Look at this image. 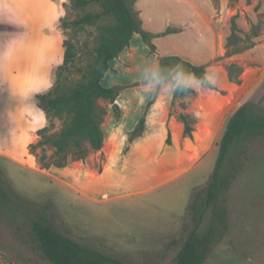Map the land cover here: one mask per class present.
Wrapping results in <instances>:
<instances>
[{"label": "rangeland", "instance_id": "374dc122", "mask_svg": "<svg viewBox=\"0 0 264 264\" xmlns=\"http://www.w3.org/2000/svg\"><path fill=\"white\" fill-rule=\"evenodd\" d=\"M170 1L167 4L164 0H157L151 2L153 4L149 8L158 21L164 20L165 24L160 21L163 29L187 25L174 36L182 38L181 36L191 35L195 39H201L204 34L209 38L211 53L208 60L204 59L207 70L237 62L252 66L247 57L239 54L230 56L237 45H229L228 37L233 33L234 21L237 36L247 39L239 45L249 44V40L264 42V0H189L196 5L209 2L204 8L209 21L206 22L205 19L204 25L200 22L197 11L183 0ZM98 9L97 5H92L70 13L66 10L62 17L69 15L74 19ZM174 15H180L183 20H171L172 23L165 20L166 16L176 19ZM60 23L58 27L64 40L71 37L90 47L95 45L98 36L96 26H87L76 34L72 29L64 32ZM14 30V27L0 23V172L9 187L34 204L48 205L53 220L61 231L83 243L136 264H173L194 225L190 205L198 190L210 179L220 154L222 116L229 109L222 108L223 113L212 111L207 116V105L220 98L221 93L229 91L217 86L208 92L197 91L191 94L189 102L194 103V98L199 99L196 103L200 104L205 117L212 118L207 121L208 128L203 131L208 133L207 136L193 135L196 148L191 152L192 158L198 159L206 147L211 148L203 154L198 164L185 171L171 170L165 164H153L149 167L150 171L148 166L145 172L141 171L143 168L134 172L132 167L119 174L116 172L118 170L114 171L116 167L113 166L106 183H95L102 179L116 160L123 167L130 161L137 160L142 150L132 149L131 143L142 137L144 131L132 137L133 131L140 118L148 115L151 106L149 102L156 90L135 94V98H141L145 103L138 117L128 119L129 126L119 132L115 131V119L120 117L119 109L112 107L110 100H101L100 103L107 109L103 124L108 137L106 151L101 154L91 152L85 160L70 158L65 167L42 169L37 157L28 149L29 144L39 138L38 130L47 124L46 115L36 102L37 94L51 89L57 68L63 60L49 65L41 73L28 71L29 58L21 49L24 43L16 38ZM254 31L258 32L257 37L253 35ZM171 37L163 35L153 40L160 47L161 55L174 53L171 43L177 38ZM180 40L189 44L187 38ZM131 46L133 47L124 51L125 54L115 62L117 69L113 67L103 78L104 85H131L134 79L141 84L139 79L144 71L142 66L148 55L151 54L150 57L155 59V54L152 53L157 50L153 52L139 33L134 34ZM88 59L89 53L83 52L78 64L85 66ZM146 64L147 67L153 66L152 62ZM259 65L263 67V82L264 58ZM233 68V76H238L236 67ZM39 76L44 78V82L43 85L38 83V86L34 82ZM223 82L219 78L218 84L222 85ZM159 94L160 91L157 97ZM262 94L264 97V90ZM249 96H246L247 102H252L264 115V98L258 102L249 100ZM163 97L175 99L173 94L168 93H163ZM186 103L181 102V106ZM170 108L172 116L178 105L174 102ZM109 113L111 117H108ZM164 139L167 143H172L171 132ZM115 142L116 145L118 143L117 148L112 147ZM198 144L203 145L200 147ZM238 151L244 152L240 155L242 167L224 195L229 211L228 231L223 239L213 244V251L205 264H264V135L238 144L234 148V155ZM211 214V210L206 213L201 231L209 225ZM30 215H22L10 222L7 213L0 209V264H52L33 242Z\"/></svg>", "mask_w": 264, "mask_h": 264}, {"label": "trees", "instance_id": "16d2710c", "mask_svg": "<svg viewBox=\"0 0 264 264\" xmlns=\"http://www.w3.org/2000/svg\"><path fill=\"white\" fill-rule=\"evenodd\" d=\"M137 1L68 0L65 3L68 13L97 5L98 10L86 12L74 19L69 15L62 17L60 27L64 32L72 29L77 34L87 26H96L98 36L93 47L87 43L82 44L80 40L66 38L64 60L57 68L51 89L37 94L38 106L44 111L47 124L38 130L39 138L31 142L28 149L37 157L42 169L52 166L65 167L70 158L85 160L91 152L102 149L105 140L103 124L107 109L100 101L106 99L115 103L123 88L119 85L107 87L102 80L113 70L112 61L130 47L134 34L139 33L143 41L155 52L157 45L153 40L156 37L179 31L173 27L157 33L147 30L143 26ZM236 28L237 25L233 21V33L228 37V43L237 47L230 56L244 53L256 44L254 40H249V44L239 45L247 39L238 37ZM257 33L254 31L253 35L257 37ZM86 51L89 53V59L85 66H80L78 62ZM177 63L183 64L188 71L198 76L207 70V65L194 63L180 55L160 57L159 66L166 74L169 68ZM233 67H236L238 76H233ZM226 70L231 81L240 82L239 77L243 72L240 64L226 66ZM192 93L196 91L174 94V97ZM157 94L158 89L149 102L150 105L155 101ZM180 118L185 123L186 134L191 135V117L182 113ZM145 122L146 115H143L132 137L144 131ZM262 135L264 115L252 102L240 106L229 118L220 140V154L215 169L190 205L194 225L183 241L173 264H205L213 251V244L225 237L229 227V211L224 195L242 167L240 155L244 153L238 151L234 155V148ZM0 209L7 213L10 222L22 215L34 213L29 216L31 237L43 256L52 264H136L65 234L53 220L48 205H37L17 195L1 172ZM209 210L212 212L210 223L201 231Z\"/></svg>", "mask_w": 264, "mask_h": 264}, {"label": "crops", "instance_id": "0c3cea01", "mask_svg": "<svg viewBox=\"0 0 264 264\" xmlns=\"http://www.w3.org/2000/svg\"><path fill=\"white\" fill-rule=\"evenodd\" d=\"M66 0H0V23L4 25H10L14 27L13 34L16 38L23 42L24 46L21 47L29 58L28 71L41 73L46 70L49 65H55L61 63L64 60L65 48H64V39L62 32L60 31L58 25L60 19L64 15ZM157 0H138L137 8L140 12V17L143 21V26L152 32H162L163 29L161 24H165L164 20L158 21L157 16L153 10L149 8L151 2H156ZM171 2L170 0H164ZM186 5L191 6L194 10L197 11L200 22L205 24L209 21V16L205 13V6L209 5L208 3L201 2V4H195L189 0H183ZM157 4V3H156ZM176 19H171L173 17L166 16L165 20L172 23L171 20L182 21L180 15H174ZM164 19V18H162ZM199 23V21H198ZM169 24V23H168ZM165 26V25H163ZM187 25L179 27V30H183ZM180 32V31H179ZM178 35L177 32L170 33L168 36ZM176 37L177 40L171 43L173 48L171 54L165 55H180L194 63L204 64V59L207 58L211 53V44L209 38L206 35H202L201 39H195L191 35ZM189 40V44L184 43L183 40ZM134 38V37H133ZM178 40L179 43H178ZM132 42V41H131ZM130 47H133L130 45ZM170 47V46H169ZM160 47L157 45V52L155 54V59H152L148 55L145 65L142 66L143 69L147 68L148 62H152L154 65H159L160 57L165 56L159 53ZM129 51V47L124 50ZM123 51V52H124ZM151 51V50H150ZM122 52V53H123ZM125 52L120 54V56L112 61V66L117 69L115 62L121 58ZM241 57H244L252 62V66L243 62H237L243 67V72L240 75V82L231 81L228 77L226 66H214L220 73V78L224 81L223 84H218L219 88L224 89V91H229L225 94L221 93V97L216 101L209 102L206 112L207 116L212 114V111L222 112V108L228 107V112L224 113L222 116V130L219 133V140L224 135V132L227 127V123L232 114L243 104L247 103L246 96L249 94V100L260 102L264 97L262 91L264 90V81L262 82V70L263 67L261 64L262 59L264 58V42L258 41L252 48H250L246 53L239 54ZM152 59V60H151ZM158 61H157V60ZM156 60V61H155ZM44 78L38 77L34 83H39L43 85ZM38 85V86H39ZM121 85L123 90L120 92L116 98L115 103H112V107L119 109L120 117L115 119V131H121L126 126H129L128 119H133L138 117L140 110H142L143 100L141 98H135V94H143V86L136 83V79L133 80L131 85L115 83L112 86ZM108 87V86H107ZM210 89H200L198 92H208ZM160 90L158 89V92ZM196 91V92H197ZM123 92V93H122ZM162 91H160L157 99L151 104L146 116L144 135L140 138L134 140L131 145L132 149L142 150L136 161H130L127 163L126 167L121 166V163L116 161L110 165L109 170H107L101 180H97L95 183H106L109 180V173L111 174V169L114 167L117 173L121 174L127 168L137 172L139 168H143L141 171L145 172V168L153 166L166 165L169 169L174 171H185L190 166L198 164L203 154L211 147H206L198 159L194 160L192 158L191 152L196 148V143L193 140L194 136H202L203 134L207 136L208 133H203L205 128H208L207 121L212 120L205 117L203 111L200 108V104H197L196 101L199 99L194 98V103H190L189 100L192 99V95L188 94L183 97H177L173 100H168L163 97ZM193 94V93H192ZM174 96V94H173ZM186 101L185 106H181V102ZM178 105L177 110L174 111V115L171 116L172 110L170 105ZM262 105H264L262 103ZM225 108V109H226ZM187 114L192 119V134H186L185 123L180 118L181 114ZM221 114V113H220ZM111 117V113L108 114V117ZM114 117V115L112 116ZM105 132L104 145L101 150L97 151V154H101L107 149V132ZM171 132L173 136L172 143H167L164 139V136H168V133ZM197 140V139H196ZM198 141V140H197ZM200 143V142H199ZM216 144V143H215ZM199 145V144H198ZM203 144H200L201 147ZM113 148L118 147V143H114ZM153 170V169H152ZM150 171V169H149ZM148 171V172H149ZM94 183V184H95Z\"/></svg>", "mask_w": 264, "mask_h": 264}, {"label": "clouds", "instance_id": "9594fccd", "mask_svg": "<svg viewBox=\"0 0 264 264\" xmlns=\"http://www.w3.org/2000/svg\"><path fill=\"white\" fill-rule=\"evenodd\" d=\"M219 78L220 73L215 69L206 70L198 76L188 71L183 64L177 63L166 74L159 65L147 67L139 80L145 93L159 89L168 94H182L200 89H215Z\"/></svg>", "mask_w": 264, "mask_h": 264}]
</instances>
